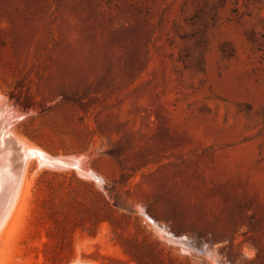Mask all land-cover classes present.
Masks as SVG:
<instances>
[{"label": "rangeland", "instance_id": "1", "mask_svg": "<svg viewBox=\"0 0 264 264\" xmlns=\"http://www.w3.org/2000/svg\"><path fill=\"white\" fill-rule=\"evenodd\" d=\"M0 94L92 174L32 159L0 264H264V0H0Z\"/></svg>", "mask_w": 264, "mask_h": 264}, {"label": "bare ground", "instance_id": "2", "mask_svg": "<svg viewBox=\"0 0 264 264\" xmlns=\"http://www.w3.org/2000/svg\"><path fill=\"white\" fill-rule=\"evenodd\" d=\"M5 101V97L0 94V214L4 218L0 233L12 221L25 182L26 169L32 159L37 158L42 166H74L82 173L92 175L88 173V168H83L85 164L82 158L52 157L41 148L31 146L21 139L12 127L23 114L6 105Z\"/></svg>", "mask_w": 264, "mask_h": 264}, {"label": "snow or ice", "instance_id": "3", "mask_svg": "<svg viewBox=\"0 0 264 264\" xmlns=\"http://www.w3.org/2000/svg\"><path fill=\"white\" fill-rule=\"evenodd\" d=\"M3 223H4V218H3V215L0 214V228L3 227Z\"/></svg>", "mask_w": 264, "mask_h": 264}, {"label": "trees", "instance_id": "4", "mask_svg": "<svg viewBox=\"0 0 264 264\" xmlns=\"http://www.w3.org/2000/svg\"><path fill=\"white\" fill-rule=\"evenodd\" d=\"M68 261H69V260L63 261V262H61V264L66 263V262H68Z\"/></svg>", "mask_w": 264, "mask_h": 264}]
</instances>
